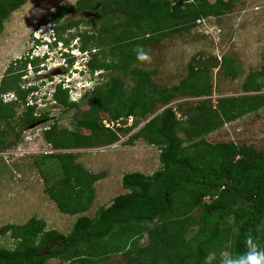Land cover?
I'll use <instances>...</instances> for the list:
<instances>
[{
	"label": "trees",
	"instance_id": "obj_1",
	"mask_svg": "<svg viewBox=\"0 0 264 264\" xmlns=\"http://www.w3.org/2000/svg\"><path fill=\"white\" fill-rule=\"evenodd\" d=\"M27 1L0 0V35L5 21ZM176 2L78 0L45 19L43 23L51 24L57 33H66L88 22L63 21L66 16L91 12L93 30L78 33L79 48L89 53L91 73L114 71L78 99L61 83L48 89L47 97L67 109L80 107L79 100L91 97L92 101L75 117L74 127L79 130L55 123L45 129L49 145L55 150L111 145L121 139V133L129 134L145 121L128 141L143 138L157 146L161 166L151 175L125 173L122 185L127 191L99 207L94 217L79 216L67 234L46 229V222L35 217L24 224L4 225L0 234H8L16 246L0 244V264H46L51 259L110 264L118 254L125 260L113 264H222L224 252L230 258L245 255L249 239L264 250V149L252 143L207 140L226 122L264 108V93H260L264 64L243 84L246 92L257 94L222 97L214 106L208 98L201 99L184 119L177 115V110L182 112L179 105L156 114L158 105H168L179 96L210 95L215 89L213 75L207 66L196 68L197 58H193L178 84L155 85V72L136 65L138 46L147 51L171 34L194 29L200 20L221 17L234 9L236 0H186L184 7L173 8ZM43 61L45 57L32 51L11 63L0 82L1 150L16 145L24 127L50 119L49 106L38 109V84L21 83L30 74L27 67L38 72ZM220 67L227 77L239 75L235 60L228 56L222 57ZM9 94L15 97L6 101ZM20 102L28 103L22 113L17 112ZM128 118H133L131 126L126 125ZM41 163L48 167L41 171L48 182L46 191L59 210L71 215L88 211L96 198L94 185L103 174L85 170L74 153H46ZM145 235L148 242L142 244Z\"/></svg>",
	"mask_w": 264,
	"mask_h": 264
},
{
	"label": "rangeland",
	"instance_id": "obj_2",
	"mask_svg": "<svg viewBox=\"0 0 264 264\" xmlns=\"http://www.w3.org/2000/svg\"><path fill=\"white\" fill-rule=\"evenodd\" d=\"M77 1L28 0L12 13L5 21L4 30L0 35V82L11 63L35 51L36 36L43 34L49 24L43 23L45 19L49 20L57 8L74 5ZM185 5L186 0L182 7ZM92 16L94 15L91 12L85 11L66 16L63 21L84 19L88 22L66 33H57L55 30L58 40H63L64 44L49 50L48 58L40 72L28 66L30 74L22 77V85L28 86L31 82L38 84L40 91L35 94L38 109L42 110L49 106L50 119L24 127L16 145L5 150L0 149V229L11 223L24 224L35 217L46 222V229H56L60 233L67 234L79 216L94 217L99 207L110 204L114 197L126 192L121 184L125 173L139 171L151 175L161 166L160 150L157 146L149 144L143 138L135 139L131 143L128 141L129 136L138 131L145 121L129 134L121 133V139L118 142L93 148L55 150L44 137L45 129L53 123L73 131L79 130L74 127L75 117L88 109L92 103L90 97L86 101L79 100L80 107L67 109L51 97H47L48 89H51L50 87L62 77L67 78L68 74L74 70V64L79 70H74L75 73L71 74L72 81L77 87L84 86L83 90L106 81L110 75L114 74V71L91 73L87 69L86 63L89 59L87 55H83L82 59L81 56L77 58L65 52L66 49L80 46V40L77 37L79 32L84 29L93 30ZM65 38L68 39L65 40ZM70 42L71 45L67 46ZM74 52L78 53L76 50ZM146 52L151 58L150 61H138L136 65L145 70L154 71L153 82L155 85L164 87L178 84L188 74L189 63L193 58L222 60L223 56H228L235 60L239 69L237 78H231L223 74L221 67H209L215 88L210 95H206L207 97L179 96L168 105H158L156 114L167 106L176 108L179 105L182 107V112L177 110V115L184 119L194 106V102L203 98H208L210 104L214 106L222 97L257 94L253 91L246 92L243 84L252 73L261 70L264 64V0H236L231 12L221 17L200 20L194 29L171 34L161 42L149 45ZM45 53L46 51L42 52V54ZM81 70H86V73L79 74ZM260 93H264V89ZM75 94L74 97L77 98ZM13 97L15 96L9 94L5 100L10 101ZM31 100L33 98L29 95L28 103L32 102ZM20 103L17 108L18 113H22L28 105V103ZM17 121V118L11 120L13 124ZM132 121V118H128L125 121L126 125L131 126ZM106 125L109 124L106 123ZM207 140L212 143L229 141L239 144L252 143L257 148L264 149V108L226 122L220 129L209 134ZM52 152L74 153L76 161L82 164L85 170L103 174L102 179L94 185L96 198L88 211L74 215L62 213L47 193L48 182L41 171L48 167H44L41 160L43 155ZM147 242L148 236L145 235L141 243L147 244ZM0 244L9 248L16 246L15 240L8 234H0ZM227 255V252L223 253V257ZM124 260L123 255L118 254L111 258L110 264ZM46 264L66 263L59 259H51Z\"/></svg>",
	"mask_w": 264,
	"mask_h": 264
},
{
	"label": "clouds",
	"instance_id": "obj_3",
	"mask_svg": "<svg viewBox=\"0 0 264 264\" xmlns=\"http://www.w3.org/2000/svg\"><path fill=\"white\" fill-rule=\"evenodd\" d=\"M46 28H47V30H45L43 34L36 36L37 47L34 51V54L39 55L41 57H45V61H43L39 66V68H40L39 72L41 71V67L44 66L46 59L48 58L47 55L49 54V52L53 48H56V47L60 46V44H62V42L59 41L60 39L58 40L56 32H55L54 28L52 27V25L48 24V26ZM56 44H58V45H56ZM75 50L78 53L74 52ZM43 51H46V53L42 54ZM65 52L71 53L74 57H77V58L79 56L82 57L83 55H87L89 58L88 53L82 51L79 48V46L73 47L72 49H66ZM82 59H83V57H82ZM136 59L138 61L144 62V61H150L151 58L142 47L138 46V48L136 50ZM88 61H89V59H87V63H88ZM76 66L77 65L74 64V70H79V68H76ZM87 69L89 70L88 66H87ZM74 70H72L71 73L68 74L67 78L62 77L61 79L57 80L55 84L57 85V83H61V84H63V86L65 88H70L73 98L78 99V97H80V94L85 93L86 91H88L92 87H89L88 89L83 90L84 86L82 87V86L78 85L79 88L77 86H75V83L72 81L73 76L71 75L72 73L73 74L75 73ZM82 72L85 74L86 70H81L79 74H81ZM81 75H83V74H81ZM80 90H81V92H80ZM75 93L77 94V98H76V96L74 97ZM105 123H108L110 125V123L108 121H105ZM109 125H107V126H109ZM247 244H248V252L245 255H242L238 258L225 257L222 260V264H264V250H258L257 245L254 244L251 239H249L247 241Z\"/></svg>",
	"mask_w": 264,
	"mask_h": 264
},
{
	"label": "water",
	"instance_id": "obj_4",
	"mask_svg": "<svg viewBox=\"0 0 264 264\" xmlns=\"http://www.w3.org/2000/svg\"><path fill=\"white\" fill-rule=\"evenodd\" d=\"M184 4V0H177L176 3L173 4V8H180ZM222 60L220 58H203L199 57L194 63L196 68H201L204 66L207 67H214V68H220Z\"/></svg>",
	"mask_w": 264,
	"mask_h": 264
},
{
	"label": "crops",
	"instance_id": "obj_5",
	"mask_svg": "<svg viewBox=\"0 0 264 264\" xmlns=\"http://www.w3.org/2000/svg\"><path fill=\"white\" fill-rule=\"evenodd\" d=\"M122 184V183H121ZM127 191V190H126Z\"/></svg>",
	"mask_w": 264,
	"mask_h": 264
}]
</instances>
